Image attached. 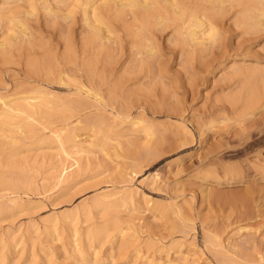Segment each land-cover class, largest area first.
Returning a JSON list of instances; mask_svg holds the SVG:
<instances>
[{
    "label": "rangeland",
    "instance_id": "1",
    "mask_svg": "<svg viewBox=\"0 0 264 264\" xmlns=\"http://www.w3.org/2000/svg\"><path fill=\"white\" fill-rule=\"evenodd\" d=\"M0 1V96L52 103L0 116V264H264V1L178 0L200 44L167 0H97L104 44L85 0Z\"/></svg>",
    "mask_w": 264,
    "mask_h": 264
},
{
    "label": "bare ground",
    "instance_id": "2",
    "mask_svg": "<svg viewBox=\"0 0 264 264\" xmlns=\"http://www.w3.org/2000/svg\"><path fill=\"white\" fill-rule=\"evenodd\" d=\"M7 2H9V1H11V0H6ZM23 1V0H22ZM61 1V0H60ZM67 0H65L64 2H66ZM78 1V0H77ZM80 1V0H79ZM109 1H111V0H109ZM127 2V4L128 5H132L133 6V3L134 2H138L137 4H141V3H143V5H141V6H138V7H141L142 8V6H144L146 9H148L149 10V7H152L153 6V8H154V10H156V8H155V5H152V4H150L151 6H149V2L150 1H155V0H126ZM143 1V2H142ZM158 1V0H157ZM162 1V0H161ZM167 1H169L172 5H176L177 6V8L178 9H180V10H178V9H176L175 8V10H178V14L179 15H181L180 16V18H178V19H176V21H179V20H182V19H186V20H183V24H181V25H183V26H179L180 27V29L182 30V32H183V30L184 29H182V28H184V24L186 23V21H188V26H187V29H185L184 30V33H187L186 35L188 36V37H190V38H186V39H191V41H190V43L193 41V43H203L204 41L206 42V40H212V39H214V37H215V35L217 34V26H216V24H215V22H214V20H216L215 19V17H213V21L211 20L212 18H209V17H211L210 15H205L204 13V15H199V14H197V13H193L192 14V12H191V14H190V16L188 15L187 16V14H186V16L187 17H183L182 15L183 14H180L179 12H181V7H179L180 6V4H179V2H178V0H167ZM214 1V0H213ZM217 1H220V0H217ZM221 1H225V0H221ZM220 1V2H221ZM228 1V0H227ZM244 1V0H243ZM250 1V0H249ZM256 2L258 1H264V0H255ZM255 1H253V2H255ZM0 2H2V1H0ZM5 2V1H4ZM14 2V1H13ZM17 2H18V0H17ZM62 2H63V0H62ZM96 2H97V0H85V8H84V14H83V16L85 17V19H86V21H87V24H88V27H89V30L91 31V32H89V35H92L91 37H89L90 38V40L91 39H94L95 41L96 40H99V41H103V40H107V39H110V36L109 37H107V36H104L103 34H101V33H104L105 34V32H108L109 34H110V32H112L111 30H112V27H111V29L109 30V28L110 27H108L107 26V23L106 22H108V21H105V17H104V15L102 14V12H101V6L102 5H100V6H96V5H98V4H96ZM108 1H106V3H107ZM115 2H117V1H115ZM119 2H121V1H119ZM118 2V4L120 5V3ZM203 2V1H202ZM212 2V1H211ZM235 2V1H234ZM240 2V1H239ZM248 2V1H247ZM254 3V4H259V3H262V4H264V2H259V3ZM15 3V2H14ZM156 3V2H155ZM158 3V2H157ZM160 3V2H159ZM188 3V2H187ZM208 3V2H207ZM215 3V2H214ZM252 3V2H251ZM117 4V3H116ZM124 4V3H123ZM135 4V3H134ZM139 4V5H140ZM166 4V3H165ZM221 4V3H220ZM35 5V4H34ZM69 5V4H68ZM121 5H122V3H121ZM121 5L119 6V7H121ZM215 5H216V3H215ZM235 5H236V3H235ZM251 5V4H250ZM253 5V4H252ZM256 5V6H257ZM259 5H261V4H259ZM65 6H66V4H65ZM70 6H72V5H70ZM118 6V5H117ZM187 6V5H186ZM186 6H184L185 8H186ZM222 6H223V4H222ZM249 6V5H248ZM255 6V5H254ZM8 7V6H7ZM6 6H5V8H7ZM69 7V6H68ZM103 7V6H102ZM137 7V8H138ZM219 7H221V5L219 6ZM229 7V6H228ZM250 7V6H249ZM258 7V6H257ZM261 6H259V8H260ZM73 8V7H72ZM71 8V9H72ZM108 8V7H107ZM116 8V7H115ZM132 8V7H131ZM134 8V7H133ZM140 8V9H141ZM145 8H143V10L145 9ZM157 8H159V7H157ZM188 8V7H187ZM15 9V8H14ZM110 9V8H109ZM122 9H123V7H122ZM209 9V8H208ZM250 9V8H249ZM102 10H103V8H102ZM105 10V9H104ZM103 10V11H104ZM142 10V11H143ZM150 10H151V12H152V8H150ZM150 10L148 11V12H150ZM153 10V11H154ZM252 11H253V9H251ZM257 10V9H256ZM4 11H6V9H4V8H0V19H2L1 21H3V19H4V17L2 16V14H3V12ZM21 11V10H20ZM117 11V10H116ZM115 11V12H116ZM119 11V10H118ZM136 11V10H135ZM183 11H184V9H183ZM189 11V10H188ZM247 11V10H246ZM249 11V10H248ZM147 12V13H148ZM151 12H150V14H151ZM158 12V11H157ZM163 12V11H162ZM196 12H197V10H196ZM256 12V11H255ZM254 12V13H255ZM259 12V14L258 15H256V17H252V18H257L258 17V19L257 20H255V21H258L259 23H262V22H264V7H263V5H262V8L260 9V11H258ZM53 13V12H52ZM103 13H106V12H103ZM117 13V12H116ZM119 13V12H118ZM153 13V12H152ZM159 13V12H158ZM177 13V12H176ZM181 13H183V12H181ZM209 13H211V12H209ZM208 13V14H209ZM244 13V12H243ZM250 13H251V11H250ZM4 14H6V13H4ZM10 14H11V11H10ZM15 14H16V12H15ZM138 14V13H137ZM142 14V13H141ZM144 14V15H143ZM143 16L142 15H140L141 16V19H143V20H141V21H144L145 22V25L147 26V24H149V22L151 23V21H147L148 20V17L147 16H145V13L143 12ZM164 14H165V12H164ZM188 14H189V12H188ZM247 14V12L245 13V17H247L248 16V14ZM123 15V14H122ZM153 15V14H152ZM166 15V14H165ZM179 15H178V17H179ZM12 16V15H11ZM109 16V15H108ZM118 16H120V15H118ZM126 16V15H125ZM175 16H177L176 14H175ZM200 16H204L205 17V19H206V16H208V18L210 19V21L208 20V19H206V20H208V22L204 19H202ZM214 16V15H213ZM3 17V18H2ZM137 17H139V16H137L136 14H133V18L136 20L137 19ZM203 17V18H204ZM244 16H243V18H245ZM248 18V17H247ZM154 19V18H153ZM158 19H159V22L160 23H164L165 24V22H164V18L163 17H158ZM246 19V18H245ZM249 19V18H248ZM11 20V19H10ZM254 20V19H253ZM7 21V20H6ZM153 21V20H152ZM175 20L173 19V22H174ZM203 21H206V22H203ZM247 21H249V20H247ZM250 21H252V20H250ZM217 22V21H216ZM246 22V21H245ZM143 23V22H142ZM203 23H206V24H203ZM253 24H254V22H252ZM257 23V22H256ZM246 23H244V25H245ZM248 24V23H247ZM246 24V25H247ZM249 24H251V23H249ZM263 24V23H262ZM261 24V25H262ZM104 25H106V26H104ZM162 25V24H161ZM246 25H245V27H246ZM146 26H144V27H146ZM177 26V25H176ZM204 27L202 30H200L199 31V28H201V27ZM243 26V25H242ZM257 27V26H256ZM247 28V27H246ZM179 29V30H180ZM114 30V29H113ZM135 30V29H134ZM157 30V29H156ZM17 31V30H16ZM102 31V32H101ZM137 31V30H136ZM141 33V32H140ZM139 33V36L141 35ZM148 33V32H147ZM178 32H176V34H177ZM88 34V33H87ZM112 34V33H111ZM143 34V33H142ZM179 34H181V33H179ZM178 34V35H179ZM114 35V34H113ZM7 38H8V36H7ZM6 38V39H7ZM144 38V37H143ZM183 38H185V37H183ZM10 38H8V40H9ZM147 39V38H146ZM185 39V40H186ZM11 40V39H10ZM16 40V39H15ZM196 40H197V42H196ZM13 41V40H12ZM17 41V40H16ZM10 42V41H9ZM107 42V41H106ZM152 42V41H151ZM188 42V41H187ZM204 42V43H205ZM11 43V42H10ZM9 43V44H10ZM13 43V42H12ZM21 43V42H20ZM105 43V42H104ZM103 42H102V44H104ZM144 43H146V42H144ZM8 44V43H7ZM7 44H6V46H7ZM14 44V43H13ZM101 44V45H102ZM142 44V43H141ZM154 44V43H153ZM186 44V43H185ZM192 44V43H191ZM19 45V44H18ZM4 46V43H1L0 42V47H3ZM97 46H98V44H97ZM96 46V47H97ZM149 46V45H148ZM148 46H146L149 50H151L152 51V49H153V47L154 46H152V45H150L149 47ZM196 46H197V44H196ZM10 47H12V46H10ZM111 47V46H110ZM4 48V47H3ZM2 48V49H3ZM100 48H102V47H100ZM107 48V47H106ZM134 48V47H133ZM9 50H10V48H8ZM4 50H6V49H4ZM147 50V49H146ZM149 50H147V52L149 51ZM154 50V49H153ZM1 52H2V50H1ZM143 52V51H142ZM154 52V51H153ZM4 53V52H3ZM5 54V53H4ZM146 59V58H145ZM92 71V70H91ZM90 71V72H91ZM94 72V71H93ZM95 73V72H94ZM93 77V76H92ZM90 78V77H89ZM99 83V82H98ZM103 86V85H102ZM99 88V87H98ZM99 90V89H98ZM111 90V89H110ZM88 92V91H87ZM46 93V92H45ZM50 94V93H49ZM94 94V93H93ZM104 94V93H103ZM32 95V94H31ZM51 95V94H50ZM96 95V94H95ZM40 95H38L37 94V96H36V94L35 95H32V96H27V97H21V100L22 101H24V102H21V100H20V103H18L19 101H17V103H16V101H14V99H13V101L15 102V103H13V104H8V103H6L5 101H3V97L2 96H0V116L2 115V114H4L3 116H9V115H13V113H17V114H20V115H25V117H27V119L28 118H31V120L33 119H35V121L37 120L35 117H34V115L36 114L37 116H38V114L39 115H41V113H44L45 111H46V108L49 106V107H51V104H48L46 101H50V100H47V99H45V101H38L37 99H39L40 97H39ZM110 96V95H109ZM45 97V96H44ZM52 97V96H51ZM97 98V97H96ZM18 99V98H17ZM79 99V98H78ZM81 99V98H80ZM86 99V98H85ZM40 100V99H39ZM12 101V102H13ZM75 101V100H74ZM74 101H73V103H74ZM8 102V101H7ZM69 102V101H68ZM77 103H78V101H76ZM75 102V103H76ZM81 102V101H80ZM103 102H105V101H103ZM74 103V104H75ZM76 103V104H77ZM93 103V102H92ZM81 104V103H80ZM71 105V104H70ZM98 104H96V105H94V106H97ZM63 106V105H62ZM77 106H80V105H78L77 104ZM87 106H88V104H87ZM48 107V108H49ZM64 107V106H63ZM82 107V106H81ZM86 107V106H85ZM90 107H91V104H90ZM59 109H57V110H61L60 109V107H58ZM66 108V107H65ZM54 109V108H53ZM67 109V108H66ZM69 109H71V108H68V110ZM78 109H80V108H78ZM82 109V108H81ZM74 111V109L72 110L71 109V113H74L73 112ZM69 112V111H68ZM19 115V116H20ZM23 117V116H22ZM129 117V116H128ZM3 118V117H2ZM7 118V117H6ZM66 118V117H65ZM94 118V117H93ZM26 119V118H25ZM88 119V118H87ZM102 119V118H101ZM104 119V118H103ZM29 120V119H28ZM30 120V121H31ZM100 120V119H99ZM108 120V119H107ZM30 121H26V123L28 122H30ZM38 121V120H37ZM65 121V120H64ZM88 121H90V120H88ZM91 121H93L94 122V119L93 120H91ZM96 121H98L97 119H96ZM129 121V120H128ZM133 121V120H132ZM85 122H87L86 120H85ZM93 122H89V124L90 123H93ZM99 122V121H98ZM79 123V122H78ZM88 123V122H87ZM101 123H102V121H101ZM7 123H4V121H3V125H6ZM25 124V123H24ZM80 124V123H79ZM109 124V123H108ZM66 125V124H65ZM88 125V124H87ZM92 125V124H91ZM95 125V124H94ZM94 125L92 126L93 127V129H94ZM98 125V124H97ZM96 125V126H97ZM100 125V124H99ZM110 125H112V124H110ZM139 125V124H138ZM33 126V125H32ZM95 126V128L97 129H101V125L100 126H98V127H96ZM23 127V129H24V125L23 124H21L20 123V125L18 126V128H22ZM63 127V126H62ZM100 127V128H99ZM148 127V126H147ZM2 128V127H1ZM66 128V127H65ZM110 129H111V127H109ZM149 128V127H148ZM187 128V127H186ZM59 129V128H58ZM63 129H64V127H63ZM62 129V130H63ZM95 129V130H96ZM97 129V131H99ZM27 130H28V133L29 132H31V133H33V129H28L27 128ZM26 130V131H27ZM56 130V129H55ZM145 130V129H144ZM248 130V129H247ZM59 131V130H58ZM67 131V130H66ZM93 131V130H92ZM104 131H105V129H104ZM25 132V131H24ZM53 132V131H52ZM65 132V131H64ZM96 132V131H95ZM111 132V131H110ZM115 132V131H114ZM130 132H132V131H130ZM56 133V132H55ZM62 133H63V131H62ZM66 134V132L63 134L64 136H66L65 135ZM75 134V138H77V136H76V132L74 133ZM95 134V133H94ZM106 134V133H105ZM149 134V133H148ZM147 134V135H148ZM58 135V134H57ZM96 135V134H95ZM130 135V134H129ZM138 135V134H137ZM146 135V134H145ZM80 136V135H79ZM78 136V137H79ZM109 136V135H108ZM121 136V135H120ZM243 136V135H242ZM49 137V136H48ZM48 137H47V139H48ZM58 137V136H57ZM63 137V136H62ZM119 137V136H118ZM122 137V136H121ZM50 138L52 139V135L50 134ZM93 138V137H92ZM43 139V138H42ZM46 139V138H45ZM55 139V138H54ZM58 139V138H57ZM79 139V138H78ZM104 139V138H103ZM108 139H109V137H108ZM117 139H119V138H117ZM44 140V139H43ZM72 141H73V139H71ZM75 140V139H74ZM80 140V139H79ZM45 141V140H44ZM49 141V140H48ZM55 141H56V139H55ZM68 141V140H67ZM81 141V140H80ZM79 141V142H80ZM119 141V140H118ZM117 141V142H118ZM47 142V141H46ZM57 142V141H56ZM58 142H59V145L60 146H62L63 148L65 147V142L63 141V139H59L58 140ZM116 142V143H117ZM97 143V142H96ZM46 144V143H45ZM118 144V143H117ZM92 145H93V143H92ZM101 144H99V146H100ZM72 147L73 148H76V150H75V152H76V154H78V153H81V152H83V151H88V150H84L83 148H80V146H79V143L77 142V141H74L73 142V145H72ZM67 148V147H66ZM72 149V148H71ZM88 149V148H87ZM59 151V150H58ZM61 151H62V149H61ZM65 154H67L68 156H70L71 158H72V156L70 155V153L68 152V151H65ZM66 155V156H67ZM74 155V154H73ZM81 155V154H80ZM69 157V158H70ZM78 159V158H77ZM77 159H75V157L72 159L73 161H74V164H77L78 163V160ZM73 164V165H74ZM72 165V164H71ZM67 169H68V167H64L63 168V170H62V172L64 173V175L66 174V172H67ZM69 171V170H68ZM63 173L61 174L62 176H63ZM3 184H5V183H3ZM2 184L0 183V186H1ZM7 185V184H6ZM5 186V185H4ZM137 193V192H136ZM107 198V197H106ZM111 198V197H110ZM123 201V200H122ZM100 202V201H99ZM121 202V201H120ZM123 203V202H122ZM122 205V204H121ZM99 206H101V205H99ZM114 206H115V203H114V201H108L107 200V204L105 205V207H106V209L107 208H114ZM102 207V206H101ZM104 207V206H103ZM117 207V206H116ZM115 207V208H116ZM114 208V209H115ZM117 209V208H116ZM177 209H178V207H177ZM113 216V215H112ZM57 219V218H56ZM105 221V220H104ZM112 221V220H111ZM110 221V222H111ZM114 221V220H113ZM107 222V221H106ZM105 222V223H106ZM52 223V222H51ZM104 223V224H105ZM114 225V224H113ZM122 226V225H121ZM120 226V227H121ZM74 227V226H73ZM114 227V226H113ZM118 226H116V228H117ZM104 229L103 230H101L102 231V234H103V232L104 233H106V234H104V235H106V237H108L111 233H113L114 231H116L117 233H119L118 235H124V229H122V228H120V229H115L113 232L111 231V230H107V229H105V227H103ZM101 229H102V227H101ZM109 229V228H108ZM111 229V228H110ZM127 230V229H126ZM94 232V231H93ZM92 232V234H94V233H96V231L93 233ZM115 233V232H114ZM113 233V234H114ZM90 234H91V232H90ZM78 235V231L77 230H75V236H77ZM100 235H101V233H100ZM103 235V236H104ZM90 236V235H89ZM96 237V236H95ZM94 236H93V238L95 239V240H97L98 238H95ZM91 238V237H90ZM100 238H101V236H100ZM108 238H110V237H108ZM92 239V238H91ZM93 239V240H94ZM104 240V239H103ZM77 241H78V237H76V239L74 240V247H76V249L77 248H79V246H78V243H77ZM214 243V242H213ZM14 245V244H13ZM19 246V245H18ZM15 247V246H14ZM139 250V249H138ZM13 251V250H12ZM140 251V250H139ZM137 252L138 251H136V254H137ZM13 253V252H12ZM141 255V254H140ZM145 259V258H144ZM148 261V260H147ZM131 263V262H130Z\"/></svg>",
    "mask_w": 264,
    "mask_h": 264
}]
</instances>
